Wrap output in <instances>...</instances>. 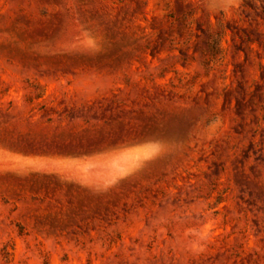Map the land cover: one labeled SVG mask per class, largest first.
Segmentation results:
<instances>
[{
    "label": "rangeland",
    "instance_id": "obj_1",
    "mask_svg": "<svg viewBox=\"0 0 264 264\" xmlns=\"http://www.w3.org/2000/svg\"><path fill=\"white\" fill-rule=\"evenodd\" d=\"M0 264H264V0H0Z\"/></svg>",
    "mask_w": 264,
    "mask_h": 264
}]
</instances>
